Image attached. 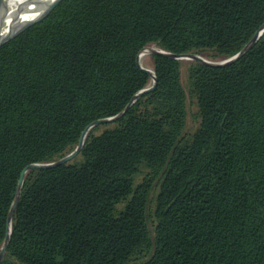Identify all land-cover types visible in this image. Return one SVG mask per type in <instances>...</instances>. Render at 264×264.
I'll return each instance as SVG.
<instances>
[{
    "label": "trees",
    "instance_id": "obj_1",
    "mask_svg": "<svg viewBox=\"0 0 264 264\" xmlns=\"http://www.w3.org/2000/svg\"><path fill=\"white\" fill-rule=\"evenodd\" d=\"M263 23L264 0H61L1 45L0 246L22 169L150 84L142 47L218 60ZM148 57L153 90L26 173L0 264H264V32L224 66Z\"/></svg>",
    "mask_w": 264,
    "mask_h": 264
},
{
    "label": "water",
    "instance_id": "obj_2",
    "mask_svg": "<svg viewBox=\"0 0 264 264\" xmlns=\"http://www.w3.org/2000/svg\"><path fill=\"white\" fill-rule=\"evenodd\" d=\"M60 1L61 0H53L49 4H47L46 6L42 7V5L39 3V0H29L28 4H31L35 9L33 17H31L30 19L24 20L23 22H19L11 28L8 27L9 26L8 24H5V22H3L6 19L8 12L10 10L8 8L1 9L0 10V46L3 45L4 43H6L7 41L11 40L12 38H14L16 35H18L20 32H22L24 29H26L30 25H32L38 21H41L43 18H45L50 13V11ZM263 32H264V23L258 28V30L255 32V34L250 38V40L237 53H235L231 56L225 57V58L218 59V60H213V59L207 58V57H205L201 54H197V53H180V54L179 53H171V52L166 51V50H164L158 46H153V45H151V46L147 45V46L142 47L137 54L136 62H137V65L143 71H145L146 73H148L150 75V77L152 78L151 83L148 86L140 89L133 96L132 100L125 106V108L122 109L117 114L112 115V116H108V117L98 118V119L93 120L89 124H87V126H85V128L81 132V135H80V138L78 140L77 145L75 146V148L71 152H69V153L65 154L64 156L59 157L53 161L30 163L22 169L18 183H17V186H16L14 198H13L12 204H11L10 209L8 211V214H7L6 233H5V237L3 239V242L0 246V263L6 254V250H7L9 241H10L12 218H13L15 208L17 206V203H18L20 195H21L23 181H24V177H25L26 173L32 169L56 167L58 165H61V164H64V163L70 161L75 156H77V154L81 151L83 144H84V140H85L84 134L88 128H90V127L92 128L93 126L101 124V123H108V122H112V121L119 119L121 116H123V114L126 112V110L132 105V103L137 98H139L144 93H147V92H149L155 88V86L157 84V77L155 75V72H154V70H152V72H151L149 69L143 67L139 63L140 53L144 52V50H146V49H149L150 54H162V55L168 56L170 58H175V59H179V60L186 58L188 60L198 61V62H201L203 64L210 65V66H224V65H227V64H230V63L236 61L241 56H243L247 52V50H249L254 45V43L257 41V39L259 38V36Z\"/></svg>",
    "mask_w": 264,
    "mask_h": 264
},
{
    "label": "bare ground",
    "instance_id": "obj_3",
    "mask_svg": "<svg viewBox=\"0 0 264 264\" xmlns=\"http://www.w3.org/2000/svg\"><path fill=\"white\" fill-rule=\"evenodd\" d=\"M29 0H0V10L4 8H8L10 11L6 19L3 21L5 24H8L9 28L13 27L19 22H23L24 20L30 19L34 15V7L31 4H28ZM53 0H39V3L43 6H46ZM150 54L149 49L144 50V52L139 55V63L149 69L151 72L153 68L146 63L148 55ZM182 60H188L183 58ZM152 79V78H151ZM152 81V80H151ZM150 81V83H151ZM91 130V127L87 129L84 134V139L88 132Z\"/></svg>",
    "mask_w": 264,
    "mask_h": 264
},
{
    "label": "rangeland",
    "instance_id": "obj_4",
    "mask_svg": "<svg viewBox=\"0 0 264 264\" xmlns=\"http://www.w3.org/2000/svg\"><path fill=\"white\" fill-rule=\"evenodd\" d=\"M151 45H153V44H151ZM153 46H156V45H153ZM150 60L151 59L148 57L146 60V63H148L151 66ZM186 73H187V63H183L182 80H183V85H184L186 92H187V103H186L187 115H186L185 131L188 133V132H192L197 127L199 120H198V117L196 116V113H197V106L195 103L196 100H195V98L190 97L189 93H188ZM111 125H112V123H110V122L109 123H103L99 126L97 131L99 132V131L103 130L104 128L110 127ZM142 176H143V174L137 175L136 181H140Z\"/></svg>",
    "mask_w": 264,
    "mask_h": 264
}]
</instances>
